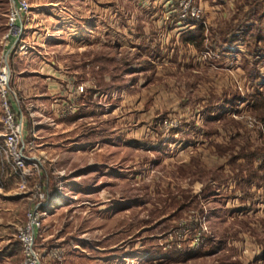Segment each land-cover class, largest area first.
Returning a JSON list of instances; mask_svg holds the SVG:
<instances>
[{
  "label": "rangeland",
  "instance_id": "rangeland-1",
  "mask_svg": "<svg viewBox=\"0 0 264 264\" xmlns=\"http://www.w3.org/2000/svg\"><path fill=\"white\" fill-rule=\"evenodd\" d=\"M28 2L9 49L0 0V69L41 179L62 188L37 233L43 263L264 264V0H192L198 46L170 18L176 0ZM66 99L77 110L54 116ZM17 182L0 186L1 264L22 258Z\"/></svg>",
  "mask_w": 264,
  "mask_h": 264
},
{
  "label": "built area",
  "instance_id": "built-area-1",
  "mask_svg": "<svg viewBox=\"0 0 264 264\" xmlns=\"http://www.w3.org/2000/svg\"><path fill=\"white\" fill-rule=\"evenodd\" d=\"M179 6L177 14V22L183 23L189 18L200 20L203 8L199 3L192 6V0H176ZM28 0H12L9 10V30L5 34L4 39L10 43L9 49H13L16 40L21 34V22L28 21L27 14L29 12ZM181 28L191 27L188 23L180 26ZM10 80V68L5 64L0 69V88L1 98L0 107L2 111L1 117V133H0V186L1 182L8 175H15L18 178L17 190L27 196L29 200V208L26 212L24 222L16 230V240L21 249L22 258L18 264H44V253L36 246L37 233L40 229L44 216L47 211L59 204V197L62 196V188L56 185L52 195L47 190L46 183L41 179L42 163L40 159L33 153L36 144L34 140H25V126L23 114L17 109L15 103L8 96L7 85ZM79 88V87H78ZM80 91L83 87L80 86ZM78 92V90L76 89ZM77 105L68 99L61 100L60 103L52 104V112L56 117H63L77 110ZM264 191V183H263ZM258 213L264 216V198L256 203ZM201 223L200 221H197ZM187 231H183L178 235L183 241ZM200 234V233H199ZM187 239V238H186ZM201 238L192 236L189 241L190 247L199 245ZM169 242V241H168ZM181 240L178 242L180 246ZM58 257L61 254L60 251ZM49 255H55L53 251L48 252ZM57 256V255H56Z\"/></svg>",
  "mask_w": 264,
  "mask_h": 264
},
{
  "label": "trees",
  "instance_id": "trees-1",
  "mask_svg": "<svg viewBox=\"0 0 264 264\" xmlns=\"http://www.w3.org/2000/svg\"><path fill=\"white\" fill-rule=\"evenodd\" d=\"M177 6H178L177 3L175 2V7H177ZM170 18L173 19L175 22H177V20H178L173 13L170 14ZM186 23H188L189 26H191V27H188V28L185 27V30L180 31L181 32L180 36H182L183 40H185L187 43L188 42L194 43L198 46V43L197 42L195 43V39L197 38L198 35H200V36L203 35V31H204L203 23L199 22L198 20L189 18L188 21L181 23L180 26L186 25ZM258 37L263 38L264 37L263 33L262 34L260 33L258 35ZM254 105H256V103ZM262 107L264 108V105ZM262 107L260 106V108H262ZM260 122L264 124V115L261 116ZM257 154H258L257 151H250L247 154V156H249L251 163L253 162V159L255 158V156ZM261 154H263V155H261V157H263V162H261V165H259V167H260L259 169L262 172L260 173V175L256 174V176L258 177V180H263V176H264V170H262L264 168V151Z\"/></svg>",
  "mask_w": 264,
  "mask_h": 264
},
{
  "label": "crops",
  "instance_id": "crops-1",
  "mask_svg": "<svg viewBox=\"0 0 264 264\" xmlns=\"http://www.w3.org/2000/svg\"><path fill=\"white\" fill-rule=\"evenodd\" d=\"M12 41H13V40H12ZM12 41H11V42H12ZM11 42H10V43H11ZM242 192H243V191H242ZM246 196H247V198H246V197L243 198V200H245V201H243L242 198H241V202H242L241 204H242V206H244V204H245V203H248L247 201H249V200H248V195H246ZM257 199H258V198H257ZM257 199H256V200H257ZM246 200H247V201H246ZM256 200H255L254 202H256ZM243 202H244V203H243ZM227 203H229V201H228ZM254 206H255V203H254ZM254 213H257V214L261 215L260 213H258L256 207H254ZM261 216H262V215H261ZM14 240L17 241L15 236H14ZM4 248H5V247H4ZM245 249H246V248H245ZM20 253H21V252H20V250H19V254H20ZM20 256H21V255H20ZM5 257H6L5 254H0V264H1V261H2L1 259H5ZM18 260H19V259H18ZM18 260H17V261H18ZM17 261H16V262H17ZM16 262H15L14 264H16Z\"/></svg>",
  "mask_w": 264,
  "mask_h": 264
}]
</instances>
